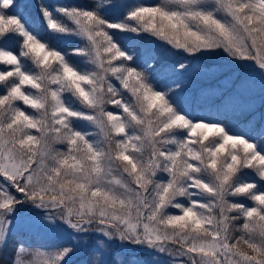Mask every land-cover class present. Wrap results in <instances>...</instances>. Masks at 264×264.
<instances>
[{"label": "snow or ice", "instance_id": "snow-or-ice-1", "mask_svg": "<svg viewBox=\"0 0 264 264\" xmlns=\"http://www.w3.org/2000/svg\"><path fill=\"white\" fill-rule=\"evenodd\" d=\"M36 8L48 39L0 0V249L19 223L64 242L20 243L11 264H124L116 247L146 257L129 264H264V122L237 119L257 79L264 95V0Z\"/></svg>", "mask_w": 264, "mask_h": 264}, {"label": "rangeland", "instance_id": "rangeland-1", "mask_svg": "<svg viewBox=\"0 0 264 264\" xmlns=\"http://www.w3.org/2000/svg\"><path fill=\"white\" fill-rule=\"evenodd\" d=\"M51 1L62 2V0H51ZM79 2L83 3V2H85V0H79ZM144 2L152 3V2H154V0H144ZM132 43H134L136 45L138 51H140L141 49H151V50L156 51L161 57H164L166 62H168V63L171 62V57H170L169 53L173 52L174 50L170 49V47L168 45H162V43L159 41H156L155 44L149 43L148 41H133ZM157 45H160V46L157 47ZM202 63L215 64L217 66H221V70L223 72H225L226 75L236 76L237 82H239V79H242L246 75V73L243 69H240L237 67L231 68L230 72H228L226 69H223L222 61H220L219 58H217V57H204L202 59ZM222 81H223V76H221L219 80L211 81V84L213 87H215L218 83H221ZM208 83L209 82H207V81L200 82L196 86V89H194V90H198L199 87H207ZM231 91H232V89L226 90L225 96H227L229 94V92H231ZM222 100H223V98L217 96L216 98L211 99L205 105H202V106L208 107V106L220 105V104H222ZM240 106L247 109L246 111L242 112V114H240L237 117V119L241 123H245V122L255 118L256 125H257V127H259L260 123L264 122V95H262L260 92V82L258 79L256 80L255 87L252 91L245 92V93L241 94ZM12 233H18V234L20 233V234H24V235L31 236V237L35 236V237H37L36 239H38V240L41 239L43 244H52V243L61 244L64 242L63 239L60 237H53L51 235H45L43 233H37L35 230L29 229L28 227H26L22 223L15 225ZM4 248L0 249V255L2 254V251ZM116 248H118V247H116ZM116 248H115V250H114V248L112 249V257L114 259H117V260H123L124 264H129V262L133 258H135L137 260L146 259V257L143 256V254H141V253H136L133 251L125 252V251H122L121 249L118 248L119 251H121V253H120V252L116 251ZM75 259L77 261V264H80L81 261L87 259V256L81 255V256L76 257Z\"/></svg>", "mask_w": 264, "mask_h": 264}, {"label": "trees", "instance_id": "trees-1", "mask_svg": "<svg viewBox=\"0 0 264 264\" xmlns=\"http://www.w3.org/2000/svg\"><path fill=\"white\" fill-rule=\"evenodd\" d=\"M38 0H18V3L23 7V10L26 15L30 16L32 18V27L35 31L40 32L41 35L48 39V33L44 30V25L41 24L39 20V12L36 8ZM43 2L49 4V5H55L58 2H53L51 0H43ZM55 44L56 42L53 41ZM7 47H9L13 52L18 51V45L15 40H11L7 42ZM60 47H64L65 50H70L74 45L72 44H61L58 45ZM72 59H76L73 57ZM3 66H0L2 68ZM86 122L81 121L78 126H84ZM59 147V146H58ZM37 237L33 236H27L24 234H18V233H12L8 239L7 246L3 249L2 254L0 255V264H11L14 253L16 251V248L20 243H23L26 247L31 248H37V247H51L54 245H58V243H52V244H43L41 239H36ZM115 250V248H114ZM117 252H120L118 248H116ZM123 253V252H122ZM26 259H29L30 257H25Z\"/></svg>", "mask_w": 264, "mask_h": 264}]
</instances>
